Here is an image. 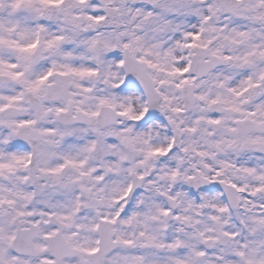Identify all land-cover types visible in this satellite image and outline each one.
Instances as JSON below:
<instances>
[{
    "label": "snow or ice",
    "instance_id": "6c2138e0",
    "mask_svg": "<svg viewBox=\"0 0 264 264\" xmlns=\"http://www.w3.org/2000/svg\"><path fill=\"white\" fill-rule=\"evenodd\" d=\"M0 264H264V0H0Z\"/></svg>",
    "mask_w": 264,
    "mask_h": 264
}]
</instances>
